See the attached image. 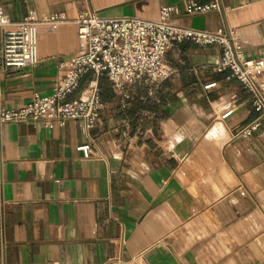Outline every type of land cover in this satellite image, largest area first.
Returning <instances> with one entry per match:
<instances>
[{
    "label": "crops",
    "instance_id": "crops-1",
    "mask_svg": "<svg viewBox=\"0 0 264 264\" xmlns=\"http://www.w3.org/2000/svg\"><path fill=\"white\" fill-rule=\"evenodd\" d=\"M211 1L0 0L12 22L34 12L38 51L24 66L5 65L0 51V107L52 93L83 48L73 20L88 12L156 20L167 5L174 25L221 29L246 56L264 57V0L185 13ZM54 15L66 21L53 25ZM219 60L217 46L185 40L166 51L169 75L157 85L116 89L97 77L91 129L0 123V264H264V117ZM92 81L87 73L67 99Z\"/></svg>",
    "mask_w": 264,
    "mask_h": 264
},
{
    "label": "built area",
    "instance_id": "built-area-1",
    "mask_svg": "<svg viewBox=\"0 0 264 264\" xmlns=\"http://www.w3.org/2000/svg\"><path fill=\"white\" fill-rule=\"evenodd\" d=\"M213 0L206 4H187L186 14H203L218 10ZM172 8L163 5L156 20L139 17H103L88 12L73 20L76 36L83 48L65 62V70L58 77L52 93H34L29 102L20 108L0 107V123L30 121L45 128L63 126L67 120H77L87 129L95 127L102 105L96 78L106 76L112 86L120 89L124 82L157 85L168 75L164 64L166 51L174 44L185 40L202 46H217L220 50L218 70H229L241 86L250 93L259 118L264 117V83L258 81L264 74V57H248L242 48L221 29L197 30L177 26L170 22ZM53 25L65 22L60 15L51 16ZM34 12L22 20L12 22L0 6V51L7 66L34 65L38 61ZM91 73L95 78L85 97L68 100L81 79ZM227 110L223 116L228 115ZM256 120L244 130L250 134L257 129ZM84 155L88 145L79 147Z\"/></svg>",
    "mask_w": 264,
    "mask_h": 264
}]
</instances>
